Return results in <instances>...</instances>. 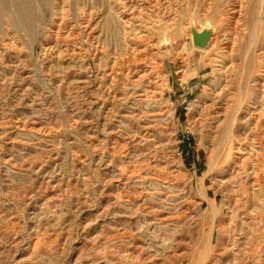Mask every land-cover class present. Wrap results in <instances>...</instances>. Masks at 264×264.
I'll return each instance as SVG.
<instances>
[{
  "label": "rangeland",
  "instance_id": "obj_1",
  "mask_svg": "<svg viewBox=\"0 0 264 264\" xmlns=\"http://www.w3.org/2000/svg\"><path fill=\"white\" fill-rule=\"evenodd\" d=\"M231 1L171 0L168 16L164 0H51L20 29L2 15L0 264H264V102L246 101L253 83L241 51L256 22L264 32V7L253 22V0L248 17ZM207 22L210 47L195 48L191 28ZM9 36L14 46L3 51ZM166 38L167 50L150 48ZM144 76L145 87H126ZM217 93L213 103L232 109L226 126L243 108L253 124L244 123V170L226 177L208 110ZM159 213L174 220L162 225Z\"/></svg>",
  "mask_w": 264,
  "mask_h": 264
},
{
  "label": "bare ground",
  "instance_id": "obj_2",
  "mask_svg": "<svg viewBox=\"0 0 264 264\" xmlns=\"http://www.w3.org/2000/svg\"><path fill=\"white\" fill-rule=\"evenodd\" d=\"M170 1L171 0H164V3L162 4H157V6L158 5H160V6H162L163 7V11H164V14H165V11L167 12L165 15H168V16H175V14L173 13V10L172 11H169L168 9H166V8H169V6H171V4H170ZM64 2V1H63ZM163 2V1H162ZM65 3V2H64ZM64 3H62V5L64 4ZM248 3H252V0H232L231 1V5L230 6H232V10H233V12L234 13H238V14H244V12H245V7H246V5L248 4ZM44 4L46 5H48V4H51V0H0V28H1V26H2V22H1V17H2V15L3 14H5V13H7V12H9L10 13V15H12V20H10V23L14 26V27H16V28H21V27H23V26H26V25H28V26H31V27H33V23H34V21H35V19H36V17H35V10H36V7L38 6L39 8H41V6L43 5V7H44ZM122 4V3H121ZM124 4V3H123ZM254 4V7L253 8H251V11H250V13H249V16H250V18L252 19L251 21H253V22H256V20H257V18H258V13L261 11V9H262V7H264L263 6V4H264V0H253V3H252V5ZM60 5H61V2H60ZM61 5V6H62ZM165 5H167V6H165ZM240 5V6H239ZM262 5V6H261ZM157 6H155V7H157ZM229 6V7H230ZM63 7V6H62ZM164 7H166V8H164ZM240 8V9H238V10H236L237 8ZM250 7V6H249ZM63 9V8H62ZM166 9V10H165ZM231 9V8H230ZM246 9H248V8H246ZM264 11V10H263ZM262 11V12H263ZM123 12V11H122ZM60 13H62L61 11H60ZM64 13V12H63ZM258 14V15H257ZM260 14H263V13H261L260 12ZM244 15H246V13L244 14ZM58 16L59 17H57L58 18V20L60 21V23L58 24V25H56V26H58V29H60V28H62V27H65L66 25H65V23H67V22H65V17L63 16V14H58ZM247 16V15H246ZM248 17V16H247ZM171 18V17H170ZM237 18V17H236ZM173 19V17L171 18V20ZM238 19V18H237ZM9 20V19H8ZM170 20V19H169ZM168 20V21H169ZM171 20H170V22H171ZM237 21V20H236ZM236 21H235V24H236ZM238 22V21H237ZM132 25H134V24H132ZM136 25V24H135ZM206 25H208V22L206 23ZM205 25V26H206ZM256 25H257V27H256ZM256 25H254V27H256V29H254L253 31L255 32L254 33V40L256 39V38H258L259 36L263 39L262 41H260L258 44L257 43H255L254 42V40L253 41H250V43L247 41L246 43H249V44H247V45H245L244 47H243V49H241V51L243 52V54H244V51H245V55L248 57V59H249V61H247L248 63H249V66H247L248 64H246V67H249V72H250V81L253 83V89L251 88L252 87V85L250 86V85H248V87H247V89H245V92H244V96L246 95H250L251 97L249 98H247V102H251L252 101V103L254 102V104H258L259 103V101H262V99H263V102H264V32H263V28L261 29L260 28V30L258 29L259 27H258V24H257V22H256ZM249 26V25H248ZM260 26V25H259ZM136 27V26H135ZM235 27V26H234ZM134 28V27H133ZM132 27H131V29H133ZM205 28V27H204ZM211 28L213 29V31H215L214 30V28L211 26ZM239 28V27H238ZM246 28H247V26H246ZM246 28H244V29H246ZM192 29V28H191ZM228 29V28H227ZM201 30H202V28H201ZM201 30H198L199 32L201 31ZM234 30V29H233ZM261 30H262V32H261ZM237 31V30H236ZM248 31V30H247ZM137 32V31H136ZM239 32V31H238ZM243 32V31H242ZM251 32V31H250ZM261 32V33H260ZM146 33V32H145ZM144 33V34H145ZM253 33V32H252ZM141 35V34H140ZM146 35V34H145ZM236 35V34H235ZM245 35V34H244ZM250 35V34H249ZM248 35V36H249ZM253 35V34H252ZM215 36V34L213 33V37ZM57 37V36H56ZM132 37V36H131ZM137 37V36H136ZM147 37H149V36H147ZM233 37V36H232ZM238 37H240V35L238 36ZM145 38V37H144ZM250 38V37H249ZM137 39V38H136ZM147 39V38H146ZM191 39H192V32H191ZM246 39H247V36H246ZM9 40V41H8ZM149 40V39H148ZM171 40H173V39H168V38H166L165 40H162L161 41V43H159L158 45H151L150 46V48H152L153 49V51L154 50H162L161 49V47L162 46H164V45H168L169 47L172 45V43H171ZM224 40H226V42H227V39H224ZM234 40V39H233ZM241 40V39H240ZM7 41L8 42H3V45H2V47H1V49L3 50V51H7V50H11V47L12 46H14V45H12L13 44V42L11 43V36H9L8 37V39H7ZM12 41H14V40H12ZM143 41V40H142ZM235 41V40H234ZM236 41H237V38H236ZM257 41V40H256ZM173 42H174V40H173ZM225 42V41H224ZM242 41H240L239 43H241ZM253 42V43H252ZM131 43V42H130ZM244 43V42H243ZM245 43V44H246ZM192 44H193V40H192ZM225 44V43H224ZM229 44H230V42H229ZM238 44V43H237ZM223 45V44H222ZM232 45H235V44H233V42H232ZM224 46V45H223ZM240 46V45H239ZM243 46V45H242ZM247 46V47H246ZM146 47V46H145ZM222 47V46H221ZM228 47V46H227ZM238 47V46H237ZM236 47V48H237ZM231 48H232V46H231ZM235 48V49H236ZM218 49V48H217ZM220 49V48H219ZM230 49V48H229ZM234 49V48H233ZM233 49H231V50H233ZM234 49V52H236V50L238 49H236L235 50ZM142 50V49H141ZM144 50V49H143ZM166 50H167V48H166ZM230 50V51H231ZM220 51V50H219ZM223 51V50H222ZM139 52V51H138ZM167 52V51H166ZM227 52H228V50H227ZM171 54V53H170ZM178 54V53H177ZM221 55L223 54V53H220ZM225 54H226V51H225ZM229 54V53H228ZM234 54V53H233ZM220 55V56H221ZM142 56V55H141ZM228 56H230V54L228 55ZM235 56V55H234ZM243 56V55H242ZM137 57H140V56H137ZM226 57V56H225ZM223 58V57H222ZM230 58V57H229ZM228 58V59H229ZM242 58V57H241ZM236 59V58H235ZM239 59V58H238ZM238 59H236V60H238ZM244 60H245V57L243 58ZM141 60V59H140ZM226 60V59H225ZM232 60V59H231ZM235 60V61H236ZM243 60V61H244ZM213 61V60H212ZM235 61H230L231 63L229 64V65H231L229 68L230 69H236V67H237V65H239V64H237ZM238 61H240V60H238ZM242 61V62H243ZM138 62H139V59H138ZM142 63V62H141ZM218 64V63H217ZM222 66V65H221ZM239 67V66H238ZM223 68V67H222ZM225 68V67H224ZM226 68H227V66H226ZM239 69V68H238ZM241 69H243V68H241ZM132 70V69H131ZM227 70V69H226ZM248 70V69H247ZM243 71V70H242ZM133 72V71H132ZM227 72H229V71H227ZM230 72H232V71H230ZM229 72V73H230ZM235 72V71H234ZM13 73V72H12ZM122 73V72H121ZM225 73V72H224ZM228 73V75L230 76V74ZM241 73V72H240ZM113 74V73H112ZM235 74V73H234ZM233 74V75H234ZM239 74V73H238ZM242 74V73H241ZM240 74V75H241ZM249 74V73H248ZM143 76V73L141 74L140 73V76ZM145 75V74H144ZM147 75V74H146ZM149 75H150V73H149ZM126 76H127V73H126ZM141 76V77H142ZM152 76V75H151ZM222 76V75H221ZM224 76H226L225 74H224ZM228 76V77H229ZM242 76V75H241ZM245 76V75H244ZM247 76V75H246ZM137 77H139V76H137ZM138 78V79H140V80H136L135 78V80H136V82H134V83H129L128 85H126V87L127 88H129V87H135V84L137 83V85H140V87L143 85V83H144V79L145 78H147L148 76H144V78ZM116 78V77H115ZM126 78V77H125ZM132 78V77H131ZM151 78V77H150ZM225 79H227V76H226V78ZM229 79V78H228ZM240 79L241 78H239V81H240ZM246 79V78H245ZM249 79V78H248ZM247 79V80H248ZM121 80H123V79H121ZM127 80V79H126ZM126 80H125V82H126ZM132 80V79H131ZM152 80H154V78L152 79ZM148 81H149V78H148ZM156 81V80H155ZM155 81H153V82H155ZM231 81V80H230ZM121 82V81H120ZM151 82V81H150ZM247 83L248 84V82L245 80L244 81V83ZM231 83V82H230ZM242 83V82H241ZM243 83V84H244ZM245 83V84H246ZM119 84V83H118ZM146 84V83H145ZM152 84V83H151ZM158 83H156V85H157ZM240 84V82L238 83V85ZM242 84V85H243ZM250 84V83H249ZM136 85V86H137ZM149 85V84H148ZM155 85V84H154ZM228 85V84H227ZM123 86H125V84L124 85H122V87ZM144 87L146 86V85H143ZM250 86V87H249ZM114 87V86H113ZM240 87V86H239ZM242 87V86H241ZM244 87V86H243ZM141 88H143V87H141ZM147 88V87H146ZM149 88H151V87H149ZM225 88V87H224ZM238 88V87H237ZM246 88V87H245ZM130 89V88H129ZM138 88H136V90H137ZM152 89H153V87H152ZM226 89H227V87H226ZM229 89H232V88H229ZM243 89V88H242ZM132 90V89H131ZM221 90H223V89H221ZM228 90V89H227ZM235 90V89H234ZM138 91V90H137ZM144 91V90H143ZM147 91H151V90H147ZM156 91V90H155ZM239 91V90H238ZM242 91V90H241ZM241 91H240V93H241ZM120 92V91H119ZM146 94H147V92L146 91H144ZM148 92V93H149ZM152 92H154V91H152ZM151 92V93H152ZM124 93V92H123ZM136 93H139V92H136ZM150 93V94H151ZM157 93V92H156ZM239 93V92H238ZM238 93H237V95H236V100L237 99H239L240 97H238ZM239 93V94H240ZM125 94V93H124ZM123 94V95H124ZM128 94V93H127ZM154 93H152V96H154L153 95ZM144 95V94H143ZM149 95V94H148ZM128 96V95H127ZM137 96V95H136ZM221 95H218V93H217V96H214V99H212V103L213 102H218V100L221 98L220 97ZM227 96V95H226ZM241 96V95H240ZM131 97H132V95H131ZM134 97V96H133ZM132 97V98H133ZM149 97V96H148ZM228 97V96H227ZM152 98V97H151ZM213 98V97H212ZM242 98V97H241ZM240 98V99H241ZM129 99V98H128ZM127 99V100H128ZM135 99V98H134ZM146 99L147 98H145V101H146ZM149 99V98H148ZM239 99V100H240ZM245 99V97L243 98V100ZM155 100V99H154ZM158 100H159V98H158ZM242 100V101H243ZM123 101V100H122ZM144 101V102H145ZM152 101V100H151ZM150 101V102H151ZM157 101V100H156ZM220 101V100H219ZM238 101V100H237ZM124 102H126V100H124ZM123 102V103H124ZM139 102V101H138ZM148 102V101H147ZM146 102V103H147ZM152 102H154V101H152ZM151 102V103H152ZM238 102H240V101H238ZM245 102V101H244ZM141 103V102H140ZM157 103V102H156ZM222 103V102H221ZM234 103V102H233ZM242 104H243V102H241ZM144 104V103H143ZM205 104V103H204ZM239 104V103H238ZM144 105H146V104H144ZM149 105V104H148ZM222 105H224V104H222ZM249 104H247V106H248ZM263 106H264V104H262ZM141 106V105H140ZM239 105H237V107H238ZM250 106V105H249ZM257 106V105H256ZM207 107V106H206ZM236 107V108H237ZM243 107V106H242ZM125 108H127V107H125ZM235 108V109H236ZM246 108V107H245ZM234 109V110H235ZM239 109V108H238ZM246 109H248V111L250 110L249 108H246ZM208 110H209V117H210V119H211V121H216L217 123H218V125H219V127H217V128H221V135H220V146H221V150H220V148L218 149V150H220L221 151V154L219 155V159L216 157L217 155H216V151H215V157H216V159H217V162H218V165H217V170H219V173L218 174H220V175H223L224 177H226L227 175H228V173L230 172V170H236V172L238 173H241L240 171L241 170H244V162L246 161V158H247V156H246V158L244 159V157H245V155H248L247 154V152L245 153V151H246V149H247V146H248V140H249V135H248V129H247V134L244 132L243 133V130H245V128H244V123L246 124V122H248L247 124L248 125H253V124H251L252 123V118H250V119H248V120H246V121H244V122H242V118H241V116H242V111L244 110V108H243V110L239 113V110H237V114H236V117H235V119H231V122L228 124V126H226V122L227 121H225L226 119H227V116H228V114H230V110H232L231 109V107L228 105V104H225L224 106H217L215 103H213V104H210V105H208ZM253 110V109H252ZM254 110L255 111H257L258 110V108H255L254 107ZM263 110V109H262ZM125 111V110H124ZM245 111V110H244ZM246 112V111H245ZM250 112V111H249ZM260 112V111H259ZM140 113V112H139ZM231 113H234V112H231ZM252 113V112H251ZM257 113V112H256ZM211 114H213V115H211ZM249 113H247V114H244V115H248ZM129 115V114H128ZM233 115V114H232ZM253 115H254V112H253ZM258 115V114H257ZM262 115V114H261ZM132 116V115H131ZM234 116V115H233ZM250 116V115H249ZM232 117V116H231ZM243 117V116H242ZM245 117V116H244ZM247 117V116H246ZM132 118V117H131ZM256 118V117H255ZM254 118V119H255ZM139 119V118H138ZM230 119V118H229ZM254 119H253V121H254ZM257 119V118H256ZM255 119V120H256ZM261 119H262V117H261ZM264 119V118H263ZM244 120V119H243ZM145 121V120H144ZM147 121V120H146ZM157 121V120H156ZM202 121V120H201ZM257 121V120H256ZM228 122H229V120H228ZM249 122H250V124H249ZM263 122V121H262ZM258 123V122H257ZM257 123H255V121H254V124H256V125H254V127H257ZM260 123H261V121H260ZM148 124V123H147ZM200 124V123H199ZM137 125V124H136ZM261 125V124H260ZM260 125H259V127H260ZM144 126V125H143ZM157 127H158V125H157ZM263 129V128H262ZM143 130V129H142ZM165 130V129H164ZM260 130H261V128H260ZM259 130V131H260ZM264 130V129H263ZM149 131V130H148ZM154 131V130H153ZM161 131V130H160ZM215 131H217V130H215ZM214 131V132H215ZM254 132V131H253ZM256 132V131H255ZM261 132V131H260ZM217 133V132H216ZM161 134V133H160ZM162 134H163V132H162ZM161 134V135H162ZM246 134V135H245ZM251 134V133H250ZM144 135V134H143ZM150 135V134H149ZM252 135V134H251ZM262 135V134H261ZM145 136V135H144ZM153 137V136H152ZM159 137V136H158ZM252 137H254L253 135H252ZM255 137H257V136H255ZM133 138V137H132ZM146 138H147V136H146ZM260 138V137H259ZM263 138V137H262ZM145 139V138H144ZM155 139V138H154ZM219 139V138H218ZM264 139V138H263ZM263 139H261V140H263ZM153 140V139H152ZM215 140V139H214ZM257 141V140H256ZM153 142V141H152ZM219 143V142H218ZM254 143V142H253ZM257 143V142H256ZM263 143V142H262ZM255 144V143H254ZM258 144V143H257ZM156 145V144H155ZM219 145V144H218ZM219 146V147H220ZM257 147V146H256ZM217 149V148H216ZM215 150V149H214ZM261 150V149H260ZM262 151V150H261ZM219 153V152H218ZM212 154H214V152L212 153ZM259 154H261V153H259ZM258 154V155H259ZM250 155V154H249ZM154 156V155H153ZM260 156V155H259ZM262 156H263V154H262ZM214 157V156H213ZM253 157V156H252ZM249 159H251V158H249ZM249 159H247L248 161H249ZM252 159H254V158H252ZM258 159H260V157H258ZM263 159V158H262ZM259 161V160H258ZM255 162H257V160H255ZM215 165H216V163H215ZM263 165V164H262ZM250 166V165H249ZM255 166V165H254ZM253 166V167H254ZM258 166V165H257ZM262 168H263V166H262ZM261 168V169H262ZM246 169V168H245ZM257 170V169H256ZM263 171V170H262ZM262 171H260V172H262ZM251 171H249V173H250ZM260 172H258L257 174H259ZM237 173H234V177L236 176L235 174H237ZM248 173V172H247ZM233 174V173H232ZM238 175V174H237ZM249 175V174H248ZM259 176H260V174H259ZM262 176V175H261ZM232 177H233V175H232ZM239 177V176H238ZM241 177V176H240ZM256 177H258V175L256 176ZM256 177H255V179H256ZM243 178V177H242ZM245 179H247V177H244ZM260 179L262 178V177H259ZM259 178H257V180H256V182L257 181H259L258 179ZM227 179V178H226ZM250 179H251V176H250ZM254 179V180H255ZM234 180V179H233ZM241 180V179H240ZM240 180H239V182H240ZM252 181H253V178L251 179ZM226 181V180H225ZM230 181V180H229ZM242 181V180H241ZM248 181V180H247ZM238 182V181H237ZM237 182H236V185H237ZM238 182V183H239ZM255 182V181H254ZM258 183V182H257ZM257 183L255 184L256 186H257ZM225 184V183H224ZM228 184V183H227ZM238 186V185H237ZM262 186V185H261ZM223 187V186H222ZM227 187H229V185L227 186ZM231 188V187H230ZM239 188H241V187H239ZM238 188V189H239ZM229 189V188H228ZM229 190H231V189H229ZM228 190V191H229ZM240 190V189H239ZM235 191V190H234ZM262 191V190H261ZM227 192V191H226ZM233 192V191H232ZM259 193H260V191H258ZM227 193H231V192H227ZM236 194V193H235ZM234 194V195H235ZM242 194V193H241ZM263 194V196H264V193H262ZM231 195V194H230ZM234 195H232V198H230V200H229V202L230 201H234ZM251 195V194H250ZM238 197H239V195H237ZM262 196V197H263ZM242 197V196H241ZM246 196H244V197H242V198H245ZM261 197V196H260ZM250 199V198H249ZM239 200V199H238ZM139 202V201H138ZM237 203H239V202H236V206H237ZM242 203V202H241ZM164 204H165V202H164ZM171 205H173V204H171ZM227 205V204H226ZM146 206V205H145ZM167 206V205H166ZM240 206V205H239ZM246 206V205H245ZM171 207V206H170ZM169 207V208H170ZM213 207V206H212ZM244 207V206H243ZM242 207V208H243ZM163 208V207H162ZM165 208V207H164ZM215 208V207H214ZM156 209V208H155ZM168 209V208H167ZM167 209H165V210H167ZM159 210V209H158ZM162 210V209H161ZM169 210V209H168ZM170 210H172V208L170 209ZM175 210V209H174ZM174 210H173V212H174ZM228 210V209H227ZM148 211V210H147ZM160 211V210H159ZM158 211V212H159ZM150 212V211H149ZM154 212V211H153ZM157 212V211H156ZM231 212V211H230ZM127 213V212H126ZM146 213V212H145ZM152 213V212H151ZM165 213H167V212H165ZM190 213V212H189ZM157 214V213H156ZM173 214V213H172ZM177 215V214H176ZM156 216V215H155ZM165 215L163 214V213H159V215H158V220H156V221H160V223H162V225H163V223H166V222H170V221H172V219H173V217H170L169 215H167L168 217L166 218V217H164ZM216 216V215H215ZM178 216H176V218H177ZM227 217V216H226ZM178 219V218H177ZM221 219H223V218H221ZM225 219V218H224ZM154 220V221H155ZM174 220V219H173ZM213 220V219H212ZM250 220V219H249ZM155 221V222H156ZM177 222V221H176ZM219 222H221V221H219ZM252 222V221H251ZM157 223V222H156ZM171 224H173V222L171 223ZM221 224V223H220ZM226 224V223H225ZM157 225V224H156ZM174 225V224H173ZM160 226V225H159ZM165 226V225H164ZM217 226V225H216ZM221 226V225H220ZM161 228L163 227V226H160ZM160 227H159V229H160ZM214 227V226H213ZM222 227V226H221ZM169 228H170V226H169ZM218 228V227H217ZM224 228V227H223ZM228 228V227H227ZM167 229V228H166ZM166 229H164V230H166ZM211 229V228H210ZM222 229V228H221ZM161 230V229H160ZM159 230V231H160ZM162 230H163V228H162ZM163 230V231H164ZM196 230V229H195ZM121 231V230H120ZM172 231V230H171ZM211 231V233H209L210 234V238H209V243H212V241H213V239H214V231H213V228H212V230H210ZM225 231V230H224ZM122 232V231H121ZM120 232V233H121ZM170 232V231H169ZM221 232V231H220ZM160 234L162 235V232H160ZM225 234V233H224ZM139 235V234H138ZM221 235H223V233L221 234ZM163 236V235H162ZM161 236V237H162ZM228 236V235H227ZM164 237V236H163ZM166 237H168V236H166ZM222 237V236H221ZM220 237V238H221ZM226 236H224V237H222V238H225ZM169 238H170V236H169ZM119 239V238H118ZM131 240V239H130ZM134 240V239H133ZM163 240V239H162ZM171 240V239H170ZM169 241V240H168ZM133 242V241H132ZM167 242V241H166ZM220 243V242H219ZM165 244V243H164ZM133 245V244H132ZM132 245H130L131 247H132ZM137 245H138V243H137ZM139 245H141V244H139ZM167 245V244H166ZM163 246V245H162ZM221 246H224V245H221ZM130 248V247H129ZM133 248V247H132ZM137 249H141V251H142V253L144 252V249H142V248H140V246H137L136 247ZM135 248V251L137 250ZM144 248V247H143ZM224 248V247H223ZM131 249V248H130ZM212 249V248H211ZM218 249H220V248H218ZM222 249V248H221ZM134 250V249H133ZM132 250V251H133ZM145 250H146V248H145ZM223 250V249H222ZM129 251V250H128ZM135 251H133V252H135ZM140 251V250H139ZM131 252V251H130ZM132 252V253H133ZM148 252V251H147ZM219 252H221V250L219 251ZM135 253H137V252H135ZM141 253V254H142ZM145 253V252H144ZM150 253V252H149ZM148 253V254H149ZM222 253V252H221ZM224 253H226V252H224ZM126 254H129V253H126ZM146 254V253H145ZM223 254V253H222ZM227 255V254H226ZM130 256V255H129ZM205 256V255H204ZM222 256V255H221ZM220 256V257H221ZM224 256V255H223ZM228 256V255H227ZM152 257V256H151ZM209 258V257H208ZM222 258V257H221ZM144 259V258H143ZM159 261V260H158ZM150 262V261H149ZM160 262V261H159ZM150 263H152V262H150ZM152 264H154V263H152ZM158 264H160V263H158Z\"/></svg>",
  "mask_w": 264,
  "mask_h": 264
},
{
  "label": "water",
  "instance_id": "obj_3",
  "mask_svg": "<svg viewBox=\"0 0 264 264\" xmlns=\"http://www.w3.org/2000/svg\"><path fill=\"white\" fill-rule=\"evenodd\" d=\"M212 24L208 22V25L204 26L202 30L199 32L197 28L192 27V40L193 45L195 48L202 49V50H208L210 47V44L213 40V33L215 34V31L211 28ZM213 27V26H212ZM169 47L168 45H164L161 47V49H166Z\"/></svg>",
  "mask_w": 264,
  "mask_h": 264
}]
</instances>
